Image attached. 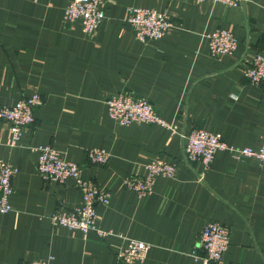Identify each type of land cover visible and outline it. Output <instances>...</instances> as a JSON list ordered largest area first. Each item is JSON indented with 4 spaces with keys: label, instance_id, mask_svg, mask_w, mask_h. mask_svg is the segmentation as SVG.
Wrapping results in <instances>:
<instances>
[{
    "label": "crops",
    "instance_id": "1",
    "mask_svg": "<svg viewBox=\"0 0 264 264\" xmlns=\"http://www.w3.org/2000/svg\"><path fill=\"white\" fill-rule=\"evenodd\" d=\"M70 1L0 0V106L34 93L43 99L15 147L0 121V161L16 170L11 210L0 213V264L48 257L49 264H117L127 239L149 245L141 264H199L192 253L203 227L213 222L229 230L221 264H264V165L220 151L204 170L182 157L183 138L194 129L219 135L233 148H259L264 85H251L244 70L264 49V0H244L239 8L104 0L105 17L92 36L63 22ZM130 7L165 13L171 28L159 41H136L126 22ZM217 29L236 37L232 55L210 57L206 36ZM117 94L148 100L176 125L175 133L157 125H118L104 103ZM44 146L110 194L106 206H96V225L110 235L101 239L52 225L50 216L79 207L80 195L72 181L58 185L37 175L36 149ZM94 148L109 155L105 165L88 163L86 152ZM154 158L175 165V176L158 177L152 193L138 198L124 181L143 177Z\"/></svg>",
    "mask_w": 264,
    "mask_h": 264
},
{
    "label": "built area",
    "instance_id": "2",
    "mask_svg": "<svg viewBox=\"0 0 264 264\" xmlns=\"http://www.w3.org/2000/svg\"><path fill=\"white\" fill-rule=\"evenodd\" d=\"M104 0H71L63 11V22L66 25L78 24L81 32L92 36L105 17ZM197 2L210 1L227 7L239 8L244 0H195ZM126 22L132 27L134 38L140 43L161 40L171 22L167 15L155 9L130 7L127 10ZM209 55L212 58H221L232 55L238 45L236 37L228 30L217 29L206 36ZM244 78L254 86L264 85V49L255 54L244 70ZM231 98L236 100V96ZM107 116L118 125L126 127L131 124L157 125L167 129L171 134L176 131L173 122L164 120L153 108L152 104L144 99L127 94H117L107 97L104 101ZM43 104L42 97L34 93L30 97L21 98L11 106H0V121L8 125L10 134L9 145L15 147L26 129L34 123V111ZM182 157L185 163L199 164L207 170L212 164L215 155L220 151H227L234 160L254 158L260 165H264V134L258 149L233 148L224 143L219 135L211 134L203 129H194L184 136ZM36 173L47 183L65 185L72 181L80 195L79 207L72 210H57L50 216L52 225L77 230L86 235L93 232L103 239L110 232L99 229L96 225V206H106L110 194L101 190L91 179L81 175V169L76 163L61 159L54 149L44 146L38 147ZM86 159L90 165L102 166L109 159L103 149H89ZM145 175L141 178L132 176L124 181V187L142 198L152 193L154 182L158 177L173 179L176 167L160 158H154L144 166ZM16 170L3 161H0V213L6 214L11 208L9 197L12 194V179ZM229 247V230L218 224L205 225L198 237V249L192 257L199 264H221ZM149 245L135 239H127L126 245L116 253L117 264L143 263L147 257ZM202 254L199 255L197 251ZM51 257L34 261L30 264H49Z\"/></svg>",
    "mask_w": 264,
    "mask_h": 264
}]
</instances>
